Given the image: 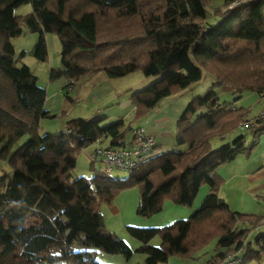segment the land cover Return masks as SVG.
<instances>
[{
    "label": "trees",
    "instance_id": "16d2710c",
    "mask_svg": "<svg viewBox=\"0 0 264 264\" xmlns=\"http://www.w3.org/2000/svg\"><path fill=\"white\" fill-rule=\"evenodd\" d=\"M211 1L0 0V158L13 168L0 176V264H99L98 250L128 258L131 248L104 227L98 204L135 184L137 213L144 216L160 211L164 198L190 205L202 185L209 188L187 219L127 226L142 242L138 250L146 264L165 263L170 255L193 258L212 238L216 252L207 264L229 252L238 253L242 264L264 257V230L249 234L260 216L233 210L217 193V168L246 149L243 136L217 149L210 142L249 120L245 107L220 102L214 88L264 97V0H222L210 17ZM25 3L32 11L15 14ZM22 26L37 33L32 55L38 61L48 58L46 34L58 35L61 66L50 69L51 80H78L100 70L112 78L136 70L153 77L132 95L138 112L207 72L211 88L192 97L176 122V138L188 140L187 150L152 154L123 180L98 168L90 178L73 177L75 150L97 139L122 147L131 127L121 118L105 124L104 117L76 118L64 130L41 132V119L55 115L45 108L46 89L30 66L15 58L12 38ZM250 127L264 131V124ZM157 235L159 246L148 244Z\"/></svg>",
    "mask_w": 264,
    "mask_h": 264
},
{
    "label": "rangeland",
    "instance_id": "374dc122",
    "mask_svg": "<svg viewBox=\"0 0 264 264\" xmlns=\"http://www.w3.org/2000/svg\"><path fill=\"white\" fill-rule=\"evenodd\" d=\"M223 5L222 0H212V8L209 9L208 7L210 17L213 8ZM31 11L30 3H25L15 9V14L24 16ZM217 19L219 17L211 20ZM22 27V34L12 38L15 58L18 63L24 62L30 66L31 71L37 76L38 84L46 89L45 108L50 114L55 115L41 119V132L64 130L66 122L76 118L104 117L101 120L103 124L121 118L129 128L141 126L149 133L156 134L158 140H161V149L153 152L154 155L163 149L172 152L187 150L188 140L179 142L176 138V122L192 97L203 94L211 88L213 79L207 72H204L200 80L191 83L188 87L173 89L169 95L161 98L153 108L141 109L138 112L132 95L151 83L154 80L153 77L145 76L141 70H136L127 75L112 78L104 70H100L88 73L78 80L65 78L51 80L49 79L50 69L61 66V43L58 35L54 32L46 34L48 58L45 61H38L32 55L37 33L28 30L26 26ZM22 51L25 52L24 55H20ZM68 82L71 83L72 89L66 91L64 85ZM214 90L218 93L220 102L226 101L235 106L245 107L247 109L245 119L258 115L264 106V97L257 92L233 93L227 87H218ZM260 124H264V121L258 122L255 126ZM254 130L255 128L250 126H240L223 137H213L210 142L212 149H217L224 145L233 146L234 140L240 135L243 136L242 144L246 149L217 168V173L221 179L218 194L225 197L232 209L243 213L264 215V131L256 133ZM126 135H130L129 131L126 132ZM96 144L94 141L84 149L74 151L76 165L72 171L73 177L90 178L95 174L96 169H99L98 165L90 164L89 157V153ZM12 173L13 168L7 159L0 158V176H10ZM128 176L129 173L126 170L116 169L112 172V178L119 180L126 179ZM207 191L208 186L202 185L190 205H178L168 198H164L162 209L147 216L137 213L139 184L117 190L111 203L99 202L98 210L103 216L104 227L123 239L132 250V254L128 258L123 254H110L98 250L97 260L99 264H146V254L138 250L142 242L127 230V226L163 227L187 219L199 206ZM247 226L250 227L249 224ZM160 241L161 239L157 235L152 237L148 244L159 246ZM215 244V239H210L198 251L194 260L170 255L167 264H186L187 261H189L188 264L205 262L210 255L214 254ZM249 264H264V257L259 262L256 260Z\"/></svg>",
    "mask_w": 264,
    "mask_h": 264
},
{
    "label": "built area",
    "instance_id": "2783aa9c",
    "mask_svg": "<svg viewBox=\"0 0 264 264\" xmlns=\"http://www.w3.org/2000/svg\"><path fill=\"white\" fill-rule=\"evenodd\" d=\"M71 83L66 84L68 90L71 89ZM264 121V108L253 118L247 121H242L239 127L255 125L258 122ZM131 137L122 147H108L100 143L97 139L96 146L90 154L91 160L94 161V166L98 165L99 169L106 174H111L113 170L131 171L138 166L144 159L151 156L156 145V137L141 126L131 127ZM264 160V156H263ZM217 264H242L241 256L236 252L227 253Z\"/></svg>",
    "mask_w": 264,
    "mask_h": 264
},
{
    "label": "crops",
    "instance_id": "0c3cea01",
    "mask_svg": "<svg viewBox=\"0 0 264 264\" xmlns=\"http://www.w3.org/2000/svg\"><path fill=\"white\" fill-rule=\"evenodd\" d=\"M145 131L146 132H148L146 129H145ZM149 133V132H148ZM129 134H130V131H129ZM150 134H152V135H154L155 137H156V134H153V133H150ZM131 137V134L129 135V136H127L126 135V138H130ZM156 140H157V146H156V148L154 149V151H156V150H159V149H161V145H160V141L161 140H158V137H156ZM164 150V149H163ZM208 190H209V188H208ZM208 192V191H207ZM217 193H219V191H217ZM220 197H222L225 201H226V199H225V197H223V196H221L220 194H218ZM227 202V201H226ZM228 203V202H227ZM229 205V204H228ZM230 206V205H229ZM233 210H235V209H233ZM238 211V210H237ZM252 214H254V213H252ZM255 215H257V216H260V219H259V221L255 224V226L254 227H252L251 225H253V224H251V223H249V222H247L246 223V226L249 224L250 226H251V230L249 231V234H250V236L252 237V235L253 234H255L257 231H261V230H264L263 228H264V215H258V213L257 214H255ZM248 227V226H247ZM215 248H214V254L213 255H210V257L208 258V259H206L205 260V262H198L197 264H207V262H208V260L211 258V257H214V255H215ZM198 254V253H197ZM196 254V255H197ZM196 256H194L193 258H186V257H182V258H186L187 260H194V258H195ZM168 261V260H167ZM188 262L189 261H187L186 262V264H188ZM164 264H167V262H165Z\"/></svg>",
    "mask_w": 264,
    "mask_h": 264
},
{
    "label": "clouds",
    "instance_id": "9594fccd",
    "mask_svg": "<svg viewBox=\"0 0 264 264\" xmlns=\"http://www.w3.org/2000/svg\"><path fill=\"white\" fill-rule=\"evenodd\" d=\"M156 142H157V140H156ZM157 144V143H156Z\"/></svg>",
    "mask_w": 264,
    "mask_h": 264
}]
</instances>
